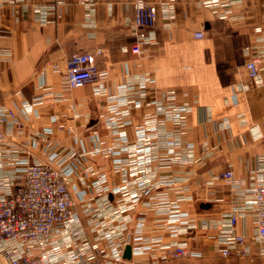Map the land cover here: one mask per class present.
Masks as SVG:
<instances>
[{
  "label": "crops",
  "instance_id": "0c3cea01",
  "mask_svg": "<svg viewBox=\"0 0 264 264\" xmlns=\"http://www.w3.org/2000/svg\"><path fill=\"white\" fill-rule=\"evenodd\" d=\"M138 1L155 7L151 27H135ZM136 42L138 55L130 51ZM96 50L103 92L69 88L68 59ZM251 57L259 58L255 77L245 67ZM121 94L141 106L118 104L114 127L108 99ZM161 105L183 109L181 121L166 118ZM0 109L23 124L2 127L0 195L14 185L16 160L47 162L57 153L76 167L68 179L80 218L72 250L97 245L103 263L109 232L130 264H264L252 194L264 183V0H0ZM151 120L159 124L152 159L133 174L131 163L143 157L137 131ZM167 136L176 147L166 145ZM227 170L230 179L221 177ZM101 177L108 190L98 195L93 184ZM175 201L193 223L172 235L165 219ZM234 211L233 234L249 246L241 259L217 253L230 244ZM139 224L142 237L160 241L125 257ZM178 242L202 257L152 259Z\"/></svg>",
  "mask_w": 264,
  "mask_h": 264
},
{
  "label": "built area",
  "instance_id": "2783aa9c",
  "mask_svg": "<svg viewBox=\"0 0 264 264\" xmlns=\"http://www.w3.org/2000/svg\"><path fill=\"white\" fill-rule=\"evenodd\" d=\"M156 17L155 7L146 2L138 1L135 7L134 24L137 29L151 27ZM141 34L137 33V37ZM195 38L201 39L202 32L195 33ZM131 53L140 54V43L136 42L130 47ZM102 53L96 50L95 53L73 54L67 62V70L64 78L69 88H79L85 85H92L96 94L103 92L105 74L96 68V59ZM258 57H251L245 67L251 77L257 75ZM109 101L114 103L108 110L112 114L111 125L119 126L115 117L120 115L117 105L121 103L131 104L139 108V99H128L124 94L110 96ZM159 110L164 116L179 123L182 119L183 109L172 111L161 105ZM122 115L128 114L125 109ZM146 123L139 128L138 144L143 157L132 162V173L136 174L140 168L149 166L152 157L150 156L151 141L159 137L158 123L155 120ZM13 123L16 128L23 127L22 123L16 121L12 111L0 109V146H4L5 133L2 127ZM166 145L174 148L177 146V139L167 136ZM98 152V149L95 150ZM67 158L53 153L47 162H31L29 160H16L14 166L16 174L14 185L9 187L6 193L0 195V264H130L124 257V247L113 244V233H106L105 239L110 245V257L105 261L99 260L97 245H83L72 250V238L79 235L78 226L80 218L74 210L73 196L68 184L69 177L76 172V167L68 163ZM119 166V164H117ZM86 172V171H85ZM222 178L230 179V170L221 175ZM105 179L99 178L93 187L98 195L108 189L104 185ZM161 184H165L161 182ZM120 189L113 190V194L120 193ZM253 205L256 221V235L260 241H264V183L253 190ZM183 197H179L182 200ZM129 202L136 205L139 202V195L134 194ZM175 201L169 205L166 212L165 224L170 226L172 235L189 227L193 220L188 214L179 209ZM149 207L156 208L157 205L148 203ZM240 214L234 211L228 219L229 229L225 232L228 237V246L220 248L217 253L223 258L241 259L249 254V246L244 236L233 234L235 225ZM142 224H139L134 231V236L127 239L128 247L133 255H141L153 250L152 244L159 242L158 237H142ZM56 239H60L56 242ZM67 249L65 251L64 249ZM160 255L156 256L151 252L152 259L166 262L178 259L201 258L202 254L190 249L185 242H178L174 245L162 246Z\"/></svg>",
  "mask_w": 264,
  "mask_h": 264
},
{
  "label": "water",
  "instance_id": "95a60500",
  "mask_svg": "<svg viewBox=\"0 0 264 264\" xmlns=\"http://www.w3.org/2000/svg\"><path fill=\"white\" fill-rule=\"evenodd\" d=\"M203 207H206V205H202ZM129 250H130V248L129 247H127L126 248V250H125V257H128L129 256Z\"/></svg>",
  "mask_w": 264,
  "mask_h": 264
}]
</instances>
